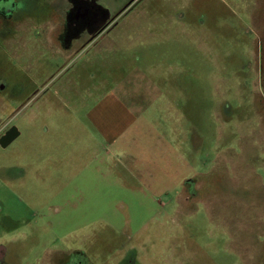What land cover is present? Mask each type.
I'll list each match as a JSON object with an SVG mask.
<instances>
[{
    "label": "rangeland",
    "instance_id": "rangeland-1",
    "mask_svg": "<svg viewBox=\"0 0 264 264\" xmlns=\"http://www.w3.org/2000/svg\"><path fill=\"white\" fill-rule=\"evenodd\" d=\"M95 4L68 50L61 20L0 34L4 264H264V0Z\"/></svg>",
    "mask_w": 264,
    "mask_h": 264
},
{
    "label": "crops",
    "instance_id": "crops-1",
    "mask_svg": "<svg viewBox=\"0 0 264 264\" xmlns=\"http://www.w3.org/2000/svg\"><path fill=\"white\" fill-rule=\"evenodd\" d=\"M7 1L0 0V34L7 36V38L11 36L10 33L6 35L8 30L15 32V25L20 21L32 20V22H35L34 26H37L44 20H65L64 14L69 6L78 4V0H12L10 7L7 8ZM90 1L95 3L96 0ZM18 2L23 4L21 14L16 12L18 9L15 4H18ZM36 29V27H33L34 32ZM61 44L65 50L71 48L62 42ZM109 104L111 105L107 108H98L97 117L94 116V120L97 129L104 134L105 138L114 140L130 126L135 116L118 101H111ZM169 105L173 106L172 99H170ZM173 109L177 111L176 107H173Z\"/></svg>",
    "mask_w": 264,
    "mask_h": 264
},
{
    "label": "flooded vegetation",
    "instance_id": "flooded-vegetation-1",
    "mask_svg": "<svg viewBox=\"0 0 264 264\" xmlns=\"http://www.w3.org/2000/svg\"><path fill=\"white\" fill-rule=\"evenodd\" d=\"M77 2V5H71L65 11V20L60 21L57 33L58 40L69 47L74 40H80L83 37L90 40L99 36L117 17V15H110L107 9L98 7L93 1L78 0ZM17 134L15 127L6 129L0 136V143L3 146L7 145ZM6 253L4 246L0 244V264H4ZM64 264H86V259L81 252L74 256L71 254Z\"/></svg>",
    "mask_w": 264,
    "mask_h": 264
},
{
    "label": "trees",
    "instance_id": "trees-1",
    "mask_svg": "<svg viewBox=\"0 0 264 264\" xmlns=\"http://www.w3.org/2000/svg\"><path fill=\"white\" fill-rule=\"evenodd\" d=\"M66 44V43H65Z\"/></svg>",
    "mask_w": 264,
    "mask_h": 264
}]
</instances>
